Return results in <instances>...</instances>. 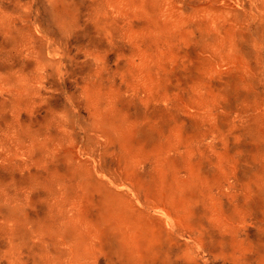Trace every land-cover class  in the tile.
<instances>
[{
  "label": "rangeland",
  "instance_id": "374dc122",
  "mask_svg": "<svg viewBox=\"0 0 264 264\" xmlns=\"http://www.w3.org/2000/svg\"><path fill=\"white\" fill-rule=\"evenodd\" d=\"M0 264H264V0H0Z\"/></svg>",
  "mask_w": 264,
  "mask_h": 264
}]
</instances>
